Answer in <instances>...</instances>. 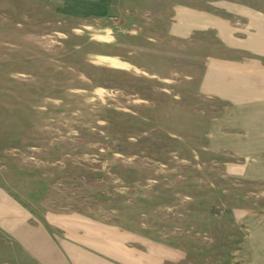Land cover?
<instances>
[{"label":"rangeland","instance_id":"1","mask_svg":"<svg viewBox=\"0 0 264 264\" xmlns=\"http://www.w3.org/2000/svg\"><path fill=\"white\" fill-rule=\"evenodd\" d=\"M212 5L117 0L79 19L0 0V182L40 218L88 216L91 239L94 224L107 242L191 241L179 242L190 264L198 244L217 248L201 249L204 264L233 258L224 247L240 233L226 226L264 203L263 184L239 176L251 170L244 159L202 147L213 111L181 90L177 44L166 38L179 6Z\"/></svg>","mask_w":264,"mask_h":264},{"label":"crops","instance_id":"2","mask_svg":"<svg viewBox=\"0 0 264 264\" xmlns=\"http://www.w3.org/2000/svg\"><path fill=\"white\" fill-rule=\"evenodd\" d=\"M38 1L46 7L55 5L60 15L79 19L106 15L110 4L117 3ZM198 3L213 5L179 6L175 21L167 25L166 38L177 44L173 56L185 79L181 90L187 85L192 98L208 101V111H213L204 120L202 147L244 159L251 170L239 176L264 185V0ZM253 166H258L257 172ZM262 187L259 195L263 197ZM248 211L241 222L226 226L225 233L232 229L235 235L240 233L232 245L224 247L233 258L216 264H264V203ZM93 226L97 234L91 239L90 218L84 214L47 211L40 218L0 182V264H112L107 260L111 256L113 264L192 261L186 246L179 243L190 245L191 241L181 239L173 246L169 239L120 235L107 242L105 228ZM193 244L196 249V241ZM203 247L217 250L198 244V264H204L199 261Z\"/></svg>","mask_w":264,"mask_h":264}]
</instances>
